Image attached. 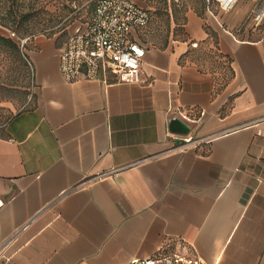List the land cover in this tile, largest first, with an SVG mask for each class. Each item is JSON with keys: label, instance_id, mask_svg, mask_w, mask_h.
Returning a JSON list of instances; mask_svg holds the SVG:
<instances>
[{"label": "crops", "instance_id": "crops-1", "mask_svg": "<svg viewBox=\"0 0 264 264\" xmlns=\"http://www.w3.org/2000/svg\"><path fill=\"white\" fill-rule=\"evenodd\" d=\"M201 1L165 46L134 30L138 82L62 77L61 45L81 22L62 41L26 42L31 89L0 123V264H126L176 248L264 264V38L252 2ZM209 37L225 77L195 61ZM173 111L187 133L170 130Z\"/></svg>", "mask_w": 264, "mask_h": 264}, {"label": "built area", "instance_id": "built-area-1", "mask_svg": "<svg viewBox=\"0 0 264 264\" xmlns=\"http://www.w3.org/2000/svg\"><path fill=\"white\" fill-rule=\"evenodd\" d=\"M206 1H213L220 9L228 10L240 0ZM246 1L252 2V21L260 28L264 38V0ZM148 20V10L134 0H95L88 18L69 33L61 45L59 71L62 77L72 81L82 74L89 79L108 81L112 77V81L138 82L145 47L133 33L136 28L146 25ZM18 40L22 45L26 37H18ZM196 44V41L192 42L193 46ZM200 139L187 137L185 142ZM2 204L0 198V207ZM4 247L5 244L0 245V258L5 257ZM126 264L204 263L196 254L176 248L150 256L132 257Z\"/></svg>", "mask_w": 264, "mask_h": 264}, {"label": "rangeland", "instance_id": "rangeland-1", "mask_svg": "<svg viewBox=\"0 0 264 264\" xmlns=\"http://www.w3.org/2000/svg\"><path fill=\"white\" fill-rule=\"evenodd\" d=\"M95 0H20L15 12L17 15L28 13V20L23 25L28 26L30 35L44 34L59 36L62 41L72 23L84 22L90 13L89 5ZM145 6L149 12L147 24L138 30L139 36L150 44H161L165 40L182 37L183 14L188 7L200 8L201 0H136ZM0 32L17 40L16 33L0 24ZM27 46V44H25ZM23 59H18L9 50L0 51V80L11 82L19 91H12L8 99L0 98V123L24 104V99L31 89V66L27 62L25 48L21 49ZM195 61L201 67L215 72L220 77L228 74L227 59L215 46L213 38L197 47L194 52ZM25 92V93H24ZM28 95V94H27ZM25 96V97H24Z\"/></svg>", "mask_w": 264, "mask_h": 264}, {"label": "trees", "instance_id": "trees-1", "mask_svg": "<svg viewBox=\"0 0 264 264\" xmlns=\"http://www.w3.org/2000/svg\"><path fill=\"white\" fill-rule=\"evenodd\" d=\"M19 1L20 0H0V24L10 28L12 31H14V33L21 35L18 37L21 38L26 37V40L21 45L18 38L17 40H15L13 37L9 35H5L0 32V51L9 50L10 52L14 53L18 59L22 60L23 56L21 49L26 48L25 46L26 42L33 35L29 34L32 33V31H30V28L26 25L25 26L23 25V22L28 20V13L24 12L21 13L20 15H17L15 12L14 8L17 7ZM171 3L173 5L176 4L174 0H171ZM93 7H94V1L91 2V4L89 5L90 12L92 11ZM166 44L167 41L165 40L160 46H165ZM3 81L4 80H0V98L8 99L9 97H11L12 91H19L18 88L15 87L11 82L8 81L3 82Z\"/></svg>", "mask_w": 264, "mask_h": 264}, {"label": "water", "instance_id": "water-1", "mask_svg": "<svg viewBox=\"0 0 264 264\" xmlns=\"http://www.w3.org/2000/svg\"><path fill=\"white\" fill-rule=\"evenodd\" d=\"M189 120L179 112L173 111L169 117V128L175 133H187L190 125L187 123Z\"/></svg>", "mask_w": 264, "mask_h": 264}]
</instances>
